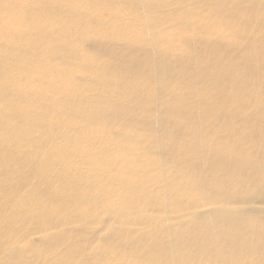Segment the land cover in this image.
<instances>
[{
  "label": "bare ground",
  "instance_id": "bare-ground-1",
  "mask_svg": "<svg viewBox=\"0 0 264 264\" xmlns=\"http://www.w3.org/2000/svg\"><path fill=\"white\" fill-rule=\"evenodd\" d=\"M0 264H264V0H0Z\"/></svg>",
  "mask_w": 264,
  "mask_h": 264
},
{
  "label": "rangeland",
  "instance_id": "rangeland-1",
  "mask_svg": "<svg viewBox=\"0 0 264 264\" xmlns=\"http://www.w3.org/2000/svg\"><path fill=\"white\" fill-rule=\"evenodd\" d=\"M34 241H35V243H37L38 242L37 238H34Z\"/></svg>",
  "mask_w": 264,
  "mask_h": 264
}]
</instances>
